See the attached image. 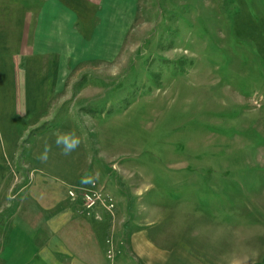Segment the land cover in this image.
Returning a JSON list of instances; mask_svg holds the SVG:
<instances>
[{"label":"rangeland","instance_id":"obj_1","mask_svg":"<svg viewBox=\"0 0 264 264\" xmlns=\"http://www.w3.org/2000/svg\"><path fill=\"white\" fill-rule=\"evenodd\" d=\"M8 1L5 76L26 69L23 53L14 59L16 44L5 42L14 5L21 7ZM35 1L22 4L30 9ZM140 5L133 19H105L90 41L79 37L69 52L74 68H61L67 88L48 109L35 98L40 84H27L20 108L10 98L17 84L0 83V141L13 136L26 150L29 123L50 110L54 125L64 117L78 130L96 171L82 185L96 181L116 202L108 212L116 250L126 248L132 220L153 225V236L174 234L166 247L188 236L205 264H264V0ZM33 60L40 74L45 57Z\"/></svg>","mask_w":264,"mask_h":264},{"label":"crops","instance_id":"obj_2","mask_svg":"<svg viewBox=\"0 0 264 264\" xmlns=\"http://www.w3.org/2000/svg\"><path fill=\"white\" fill-rule=\"evenodd\" d=\"M141 1L38 0L37 6L25 9L22 4L25 0H19L21 7L15 4L13 8L18 16L12 15V39L5 42L16 44L13 58L18 59L19 53H23L26 69H19L17 75H1L4 64L0 59V83L17 84L10 98H17L20 108L28 98L27 84H40L41 90L35 92V98L44 99V110L48 109L50 100L62 96L67 88L68 75L61 68H74L77 57L73 59L69 52L78 50L79 37L90 41L100 32L105 19H133ZM8 2L0 0V44H3L4 22L10 19ZM22 26L24 29L20 32ZM35 54L45 57L40 74L39 64L33 60ZM21 64L22 60L18 65ZM13 65L7 63L9 67ZM47 66L56 68L58 75L43 69ZM50 114L51 110L29 123L26 150L19 149L13 136L8 144L0 141V264H205L201 261L203 255L191 250L188 236L185 240L175 239L171 242L173 246L166 247L163 243L173 240L174 234L164 238L153 236L150 232L153 225L132 220L123 231L127 237L126 248H121L115 261L109 260L110 214L99 208L97 211L102 212L103 220L88 217L80 198L69 195L72 188L96 174L85 139L78 130L63 122L64 117H59L54 125L52 122L57 117L52 119L48 117ZM58 135L77 138L79 144L65 152L64 146L56 143ZM45 151L46 159L42 158Z\"/></svg>","mask_w":264,"mask_h":264},{"label":"built area","instance_id":"obj_3","mask_svg":"<svg viewBox=\"0 0 264 264\" xmlns=\"http://www.w3.org/2000/svg\"><path fill=\"white\" fill-rule=\"evenodd\" d=\"M69 195L73 199L82 198L84 211L86 215H94L97 220H103V216L97 211L100 206L104 207L107 212L113 216V210L116 208V202L106 188L100 186L96 181H92L88 186H77L70 190ZM107 257L111 261H115L120 255L121 251L116 250L115 245L111 239H108Z\"/></svg>","mask_w":264,"mask_h":264},{"label":"clouds","instance_id":"obj_4","mask_svg":"<svg viewBox=\"0 0 264 264\" xmlns=\"http://www.w3.org/2000/svg\"><path fill=\"white\" fill-rule=\"evenodd\" d=\"M56 143L58 145L62 144L64 146V151L69 152L79 144V139L58 135L56 138ZM42 158H47V151H45Z\"/></svg>","mask_w":264,"mask_h":264}]
</instances>
